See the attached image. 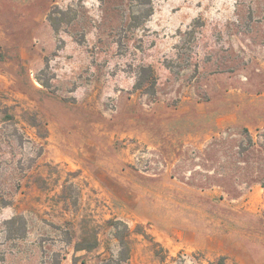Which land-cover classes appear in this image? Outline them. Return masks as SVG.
<instances>
[{
    "label": "rangeland",
    "instance_id": "1",
    "mask_svg": "<svg viewBox=\"0 0 264 264\" xmlns=\"http://www.w3.org/2000/svg\"><path fill=\"white\" fill-rule=\"evenodd\" d=\"M220 257L264 264V0H0V264Z\"/></svg>",
    "mask_w": 264,
    "mask_h": 264
},
{
    "label": "trees",
    "instance_id": "2",
    "mask_svg": "<svg viewBox=\"0 0 264 264\" xmlns=\"http://www.w3.org/2000/svg\"><path fill=\"white\" fill-rule=\"evenodd\" d=\"M141 4H143V5H151V0H141ZM151 15V12L149 13V14H146V16H144L145 18H147V17H149ZM134 19L136 20V21H138V23H139V21H140V18L139 17H134ZM154 83L155 82H152V86H151V88H149L147 91L149 92V91H151V89H153V87H154ZM150 93V92H149ZM227 258L226 257H220V258H218V259H215L214 261H212V262H210L209 264H227Z\"/></svg>",
    "mask_w": 264,
    "mask_h": 264
}]
</instances>
